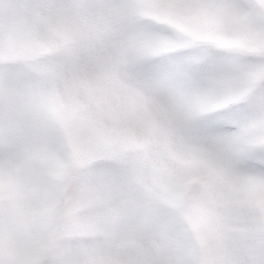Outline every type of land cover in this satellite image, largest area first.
I'll use <instances>...</instances> for the list:
<instances>
[{
    "label": "snow or ice",
    "instance_id": "6c2138e0",
    "mask_svg": "<svg viewBox=\"0 0 264 264\" xmlns=\"http://www.w3.org/2000/svg\"><path fill=\"white\" fill-rule=\"evenodd\" d=\"M0 264H264V0H0Z\"/></svg>",
    "mask_w": 264,
    "mask_h": 264
}]
</instances>
